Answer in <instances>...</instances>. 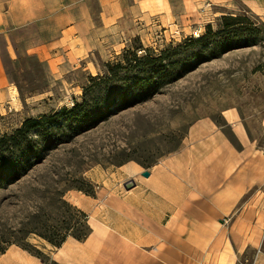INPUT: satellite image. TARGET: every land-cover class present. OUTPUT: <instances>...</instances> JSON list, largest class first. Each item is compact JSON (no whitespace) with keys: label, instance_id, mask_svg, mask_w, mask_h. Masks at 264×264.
<instances>
[{"label":"rangeland","instance_id":"rangeland-1","mask_svg":"<svg viewBox=\"0 0 264 264\" xmlns=\"http://www.w3.org/2000/svg\"><path fill=\"white\" fill-rule=\"evenodd\" d=\"M44 1L53 16L12 36L16 97L0 99V255L104 264L71 234L54 246L39 232L64 233L78 209L89 224L104 219L109 191L131 179L147 186L189 172L186 180L198 183L196 172L204 180L217 172V154H226L229 173L231 158L240 165L264 147V0L255 11L227 1L187 12L175 0L168 19L93 28L85 53L70 46L65 57L55 47L40 59L34 48L60 34L64 10L81 5L96 19L101 9L100 0ZM119 1L125 11L134 2ZM15 170L23 175L5 182ZM255 202L260 224L264 192L245 194L236 211L258 212ZM251 241L236 264H264V226Z\"/></svg>","mask_w":264,"mask_h":264},{"label":"crops","instance_id":"crops-1","mask_svg":"<svg viewBox=\"0 0 264 264\" xmlns=\"http://www.w3.org/2000/svg\"><path fill=\"white\" fill-rule=\"evenodd\" d=\"M173 1L134 0L125 11L119 0H100L96 19L89 10L75 5L63 11L66 22L60 34L49 44L37 45L35 53L45 59L46 51L56 47L68 57L66 50L72 46L76 54H83L93 41V28H123L122 22L135 26L154 15L159 20L168 19ZM227 1L243 2L255 11L259 0L181 2L187 12L206 2L225 6ZM53 14L44 0H0V99L16 97L12 96L13 34L50 19ZM258 148L252 151L251 159L240 165L236 156L231 158L236 166L229 173L226 154H217V172L208 175L207 180L196 172L198 183L186 180L189 172H176L169 176L160 174L154 184H136L130 190L112 187L105 203L106 216H93L91 234L79 243H89L94 256L104 264H236L238 256L253 245V229L264 226V219L258 223L262 206L257 202L258 212L236 211L245 194L264 192V147Z\"/></svg>","mask_w":264,"mask_h":264},{"label":"trees","instance_id":"trees-1","mask_svg":"<svg viewBox=\"0 0 264 264\" xmlns=\"http://www.w3.org/2000/svg\"><path fill=\"white\" fill-rule=\"evenodd\" d=\"M231 20H234L233 18H231ZM58 117V114L48 117V119L51 121L54 118ZM22 132V131H21ZM14 140V139H13ZM17 142L15 141L12 146H17L16 144ZM23 175V172L21 170H15L10 176H8L7 179H5V182H11L13 179L14 180H18L21 176ZM10 178V180H9ZM12 179V180H11ZM78 212V216H71L70 218H68V220H64V224L65 226L62 229H56L54 231H61L64 232L62 234H49L52 233L50 232L51 230H45V232H39V234L46 239L50 244L54 245V246H61L65 241L66 238L68 236V234H71L76 240L78 241H84L88 238V236L91 234L92 232V227L90 226V224L88 223V216L85 212L81 211V210H76ZM81 226L82 230H77V228H75V232L74 233H68V230H70L73 226ZM3 253V252H2Z\"/></svg>","mask_w":264,"mask_h":264},{"label":"bare ground","instance_id":"bare-ground-1","mask_svg":"<svg viewBox=\"0 0 264 264\" xmlns=\"http://www.w3.org/2000/svg\"><path fill=\"white\" fill-rule=\"evenodd\" d=\"M76 202L78 204L82 205V203L79 201V199H77ZM0 258H1L0 260H2V258H6L4 261H6L7 258L15 259L18 264H35V262L33 260H30L28 257H26L25 255L20 253L18 250H11L7 253L5 252V253L0 255Z\"/></svg>","mask_w":264,"mask_h":264},{"label":"water","instance_id":"water-1","mask_svg":"<svg viewBox=\"0 0 264 264\" xmlns=\"http://www.w3.org/2000/svg\"><path fill=\"white\" fill-rule=\"evenodd\" d=\"M142 175L145 177H148L150 175V172L148 170H145L144 172H142ZM123 186L125 187L126 190H129V189L136 186V182L133 179H131V180L125 182L123 184Z\"/></svg>","mask_w":264,"mask_h":264}]
</instances>
